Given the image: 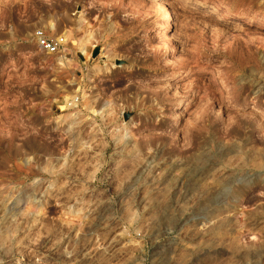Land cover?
Wrapping results in <instances>:
<instances>
[{"label":"rangeland","instance_id":"obj_1","mask_svg":"<svg viewBox=\"0 0 264 264\" xmlns=\"http://www.w3.org/2000/svg\"><path fill=\"white\" fill-rule=\"evenodd\" d=\"M0 264H264V0H0Z\"/></svg>","mask_w":264,"mask_h":264},{"label":"built area","instance_id":"obj_2","mask_svg":"<svg viewBox=\"0 0 264 264\" xmlns=\"http://www.w3.org/2000/svg\"><path fill=\"white\" fill-rule=\"evenodd\" d=\"M45 27L37 28L34 32L35 45L42 54L64 55L65 37L62 35H50Z\"/></svg>","mask_w":264,"mask_h":264},{"label":"bare ground","instance_id":"obj_3","mask_svg":"<svg viewBox=\"0 0 264 264\" xmlns=\"http://www.w3.org/2000/svg\"><path fill=\"white\" fill-rule=\"evenodd\" d=\"M159 8H161V7H159ZM161 9H162V12L165 11L164 6ZM163 13H165V12H163ZM49 25H50V28L51 29H53L54 26H55L54 23H52V22H50ZM62 36H64L66 38V35L63 34ZM64 59H65L64 55H59L57 57V60H59L60 63H62V61H64Z\"/></svg>","mask_w":264,"mask_h":264}]
</instances>
